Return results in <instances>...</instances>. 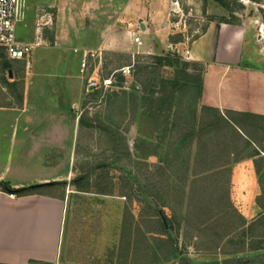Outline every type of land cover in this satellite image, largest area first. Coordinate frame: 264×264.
<instances>
[{"label": "crops", "instance_id": "0c3cea01", "mask_svg": "<svg viewBox=\"0 0 264 264\" xmlns=\"http://www.w3.org/2000/svg\"><path fill=\"white\" fill-rule=\"evenodd\" d=\"M24 5L28 23L32 13L53 10L54 34L46 51L56 50L59 58L68 52L79 55V74L86 53L175 51L203 68L199 115L202 108H211L226 119L238 113L264 119V22L259 17L231 23L209 20L201 35L190 41L183 35L181 20L173 19L181 11L176 0H25ZM177 34L183 41L171 43L169 38ZM133 35L141 46L134 43ZM45 59L42 55L35 60L37 69L46 64ZM31 66L23 110L0 111V182L13 189L45 187L41 195L21 197L0 191V264H166L172 258L168 251L175 235L162 217H153L146 205L139 207L128 195L82 192L72 185L71 120L80 105L82 78L72 77L66 66L64 73L42 77L51 81L38 84L31 78ZM32 90L35 106L29 105L33 107L28 111ZM45 95L59 100L57 106H41ZM250 148L237 165H249ZM12 170H32L33 176L10 184L5 180ZM57 183L65 186L61 192L55 190ZM180 209L184 216L193 213L187 195ZM152 250L156 260L146 261Z\"/></svg>", "mask_w": 264, "mask_h": 264}, {"label": "rangeland", "instance_id": "374dc122", "mask_svg": "<svg viewBox=\"0 0 264 264\" xmlns=\"http://www.w3.org/2000/svg\"><path fill=\"white\" fill-rule=\"evenodd\" d=\"M38 1L44 0H30ZM176 1L181 11L173 19L181 20L183 35L190 41L206 29L212 10L225 11L213 0ZM227 1V14L232 21L259 17L264 22L263 0ZM52 11L44 8L32 13L29 23L23 14L16 35L30 41L39 38L40 47L31 56L30 72L35 83H48L51 79L42 77L61 74L66 66L72 77L82 78L78 81L80 105L73 110L71 120L72 181L88 184L94 192L128 195L139 207L146 205L153 217H162L175 235L168 251L172 258L166 264H264V119L246 123L252 126L259 141L248 150L249 165H237L240 157L245 159L244 151H239L243 144L234 141L231 132L222 127L216 138L218 145L208 147V163L220 165L227 161L234 166L194 176L200 168L194 165L201 155L199 143L208 138L200 135L214 130L213 125H201L202 114L197 107L199 87L185 80L184 74L192 78L197 74V63L170 51L171 66L158 65L154 57L168 53L150 55L136 49L133 55L96 53L88 59V71L79 74V55L68 52L66 57L59 58L55 56L56 50L46 51L51 47L55 28ZM44 15L47 17L43 18ZM42 55L46 64L37 69L35 60ZM50 60L54 66L48 64ZM125 66H131L130 75L116 73L114 88L86 91L90 75L107 77ZM27 70L23 62L12 61L0 52V111L23 110L24 84L30 77ZM34 93L32 90L28 95V111L33 107L29 105L35 106ZM45 96L41 106H57L59 100ZM212 115L207 113L206 120ZM225 147L231 150L223 154ZM31 176L32 170H12L5 181H30ZM64 187L55 190L61 192ZM224 194L228 195L231 207L216 218L218 198ZM186 195L191 216H184L180 209V200L184 201ZM201 202L209 206L206 212L215 216L212 222L203 224V218H198ZM151 253L146 261L156 260L153 250Z\"/></svg>", "mask_w": 264, "mask_h": 264}, {"label": "trees", "instance_id": "16d2710c", "mask_svg": "<svg viewBox=\"0 0 264 264\" xmlns=\"http://www.w3.org/2000/svg\"><path fill=\"white\" fill-rule=\"evenodd\" d=\"M213 1L220 8L225 10L226 13L229 12V10H230L229 9V2L227 0H213ZM214 19H217V18L213 17L211 15L209 16V20H214ZM218 19H220L222 21H226V23L232 22V19L230 18V16H229L228 20L225 18H218ZM261 32H262V30H261ZM169 40L173 44L179 43V42L183 41V36L181 34H177V35L171 36L169 38ZM170 54L171 53H168L165 56H156V57H154V59L156 60V63L158 65L171 66V61H170V56H169ZM195 65H197V69H196L197 74L194 76V78H192V76H190L189 74H184V76H185V80H187L188 82H192L193 84L197 85L200 88L201 73H202L203 68L199 64H195ZM8 85L12 87L11 84H8ZM207 113H211L213 115H212V117H209L210 119L206 120V114ZM201 114H202V116L201 115L199 116L201 119V125H207V124L213 125L214 130H209L205 134L200 135V138H201V136L202 137L205 136V138L206 137H208V138H207V140H202L201 143H199L201 146V155H199L198 158L195 160L194 165L197 169H198V166H200V168H199L198 172L196 171L197 173L194 174V176H196V175H203L204 176L207 172H209L211 170L221 169V167L228 164L227 161L223 162L220 165L216 164V162L212 165L208 163V161H209L208 156L210 154V150L208 147L211 145L215 148L218 145V141H216V138H218L220 136V134L218 132L220 130V128L223 127V129H225L224 130L225 132H231L234 141L242 142L243 148H241V150H239V151H244L245 149L250 148L252 146V143H254L255 145H257L259 143L256 135L252 134L248 130L249 128L252 130V126H250V125L247 126V124H246L247 121L256 120L258 117L238 113L235 115V117L233 115L229 114V115H227V119H226V118L222 117L217 110L211 109V108H202ZM79 124H80V120H79ZM237 129H239L240 132L244 136L247 137V139H245ZM213 133H214V136H212ZM215 143H217L216 146H215ZM219 143H222V142L220 141ZM229 150H231V148ZM229 150H228V147H225L223 149V154ZM236 151H238V148L233 150V154L236 155ZM239 160H241V157L239 158ZM199 182H200V180H199ZM62 185H63L62 183H57L54 186H62ZM72 185L75 186V188H77L79 191H82V192H88L89 191V185L88 184L82 185L81 182H79V181H72ZM43 187H45V186L44 185H38V186H30V187H24V188H19V189H13L9 186V184H7L5 182H0V191L1 192L6 193V194H10V195H15L18 197L28 196V195H41ZM98 193L108 195L107 193H104V192H98ZM180 201H181L180 204L182 205L183 199H181ZM188 207L189 208L191 207L190 201H188ZM230 207L231 206L229 204V198H228L227 194H224L223 196L218 198L217 209H216L217 210L216 218L218 217V215L228 212ZM208 208H209V206L207 204H205L204 202L199 203L198 218H203V220H202L203 224L212 222L211 218L215 217L209 211L206 212V209H208ZM228 233H229L228 231L225 232L223 236L227 235Z\"/></svg>", "mask_w": 264, "mask_h": 264}, {"label": "built area", "instance_id": "2783aa9c", "mask_svg": "<svg viewBox=\"0 0 264 264\" xmlns=\"http://www.w3.org/2000/svg\"><path fill=\"white\" fill-rule=\"evenodd\" d=\"M25 0H0V52L8 59L15 62H23L28 69L31 65L32 52L40 47L39 38L33 41H25L16 35V26L23 17V8ZM47 17L46 15L43 18ZM134 43L139 47L142 45L139 37L133 35ZM96 53L84 54L80 63V72L82 74L88 71L89 57H95ZM131 66H125L113 72L107 77L90 75L86 79V91L94 93L98 90H107L114 88L115 74L121 73L123 77L130 75Z\"/></svg>", "mask_w": 264, "mask_h": 264}, {"label": "water", "instance_id": "95a60500", "mask_svg": "<svg viewBox=\"0 0 264 264\" xmlns=\"http://www.w3.org/2000/svg\"><path fill=\"white\" fill-rule=\"evenodd\" d=\"M210 15L216 18H225L226 17V13L220 10H212L210 12Z\"/></svg>", "mask_w": 264, "mask_h": 264}]
</instances>
